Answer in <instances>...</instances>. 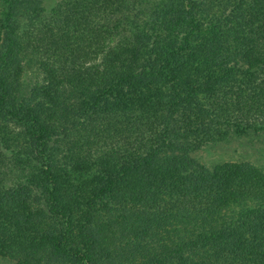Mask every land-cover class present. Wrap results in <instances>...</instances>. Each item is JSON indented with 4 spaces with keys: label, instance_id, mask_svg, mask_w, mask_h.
Segmentation results:
<instances>
[{
    "label": "trees",
    "instance_id": "trees-1",
    "mask_svg": "<svg viewBox=\"0 0 264 264\" xmlns=\"http://www.w3.org/2000/svg\"><path fill=\"white\" fill-rule=\"evenodd\" d=\"M55 1L0 0V258L264 264V167L197 159L264 132V0Z\"/></svg>",
    "mask_w": 264,
    "mask_h": 264
},
{
    "label": "rangeland",
    "instance_id": "rangeland-1",
    "mask_svg": "<svg viewBox=\"0 0 264 264\" xmlns=\"http://www.w3.org/2000/svg\"><path fill=\"white\" fill-rule=\"evenodd\" d=\"M55 2H57V0ZM201 35H212V31L209 28H204L201 31ZM21 51H22L21 58L24 64L26 63L27 60L32 61L33 55L30 53L28 49L23 48L21 49ZM41 80H42V75L40 74L39 71H37L36 65L33 64L32 62L27 63L26 73L23 78L22 93L25 94L27 93V91L32 90V88H35L36 85H41L42 84V82H40ZM38 92L34 93L35 99L32 102H38L37 101L38 97L40 98L39 100H42V98H44L43 101H47L48 98L47 97L45 98L43 97V95H41L42 91L40 90ZM0 124H3V127L2 128L0 127V129L3 131V134L9 133V130H11V132L17 130V128L12 124H9L8 121L4 122L2 119H0ZM17 138L18 137H16V139ZM197 159L201 164L205 165L208 168H211L221 163H239V162H246L258 167H264V132L255 133L249 131L247 135L241 137H232L228 142L212 144L206 147L205 149L199 151ZM24 165H25L24 168H16L13 170L14 171L13 176L19 178V180L21 179L25 180L26 175L28 176V174H30L29 167H27L26 164ZM111 200H118V199L111 198ZM123 207H124L123 205H119L117 207V211L124 215L126 213L125 211H123ZM114 208H112V203H108V202L104 203L102 206L100 205L99 208L97 209L95 217L99 219L103 215L108 214L113 210H116ZM91 225L93 224L91 223ZM124 239H125L124 241L121 239L120 242L125 246H127V238ZM116 246H119L118 242L116 243ZM112 250H115V248ZM112 250L110 252H112ZM138 258L143 259L144 261L143 263L146 264L144 258L142 257H138ZM0 264H8V262L7 260H3L0 258ZM103 264H126V262L122 257H119L118 259L113 257V259H108Z\"/></svg>",
    "mask_w": 264,
    "mask_h": 264
}]
</instances>
